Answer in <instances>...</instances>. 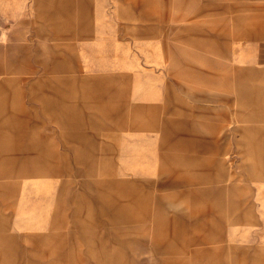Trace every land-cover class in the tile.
I'll return each instance as SVG.
<instances>
[{
	"label": "rangeland",
	"instance_id": "rangeland-1",
	"mask_svg": "<svg viewBox=\"0 0 264 264\" xmlns=\"http://www.w3.org/2000/svg\"><path fill=\"white\" fill-rule=\"evenodd\" d=\"M262 47L264 0H0V264H264Z\"/></svg>",
	"mask_w": 264,
	"mask_h": 264
},
{
	"label": "crops",
	"instance_id": "crops-1",
	"mask_svg": "<svg viewBox=\"0 0 264 264\" xmlns=\"http://www.w3.org/2000/svg\"><path fill=\"white\" fill-rule=\"evenodd\" d=\"M257 56L260 57L259 59H261V57H262V59H264V47L261 48V52L258 53ZM257 56L253 54V61L255 63H257L259 61V59L257 58ZM179 74L181 75L180 72H177L175 74V76H179ZM186 79L190 80V78H186ZM174 93H176L178 99H182V96H181V94L179 92H170L167 89V95H166L167 98L164 99L161 103H156V104L153 105V107H151V108H154L155 109V111H152V112H155V113L156 112H159V111L161 112V114L160 113H156L154 115V119L150 122V124H151V126L154 129H160V131L162 132V134L165 133V127H169V126H172V125H177V126H180L181 125L182 127L183 126H186V125H190V124H188V122L186 120H180V119L177 120V119H174V118H172L170 116L162 115L164 113L169 112L174 107V106H172V103L168 102V99H170L171 95H173ZM183 100L184 99H182V101ZM192 108H193V106L191 105L190 106V109H189V113L190 114L193 112L192 111ZM26 109L27 108L25 107V110ZM131 109H133V108L132 107H129V110H131ZM124 121H126V124L120 123V124L116 125V127L117 128H121V127H124L125 126L124 129H126V127L128 129V128L133 127V125H135V126H141V125H137L138 123H136L135 121H130V119L129 120H124ZM142 127H146V125L145 126H142ZM138 128H141V127H138ZM150 185L151 184L147 183V186L148 187ZM157 185H158V183L156 184V186Z\"/></svg>",
	"mask_w": 264,
	"mask_h": 264
}]
</instances>
